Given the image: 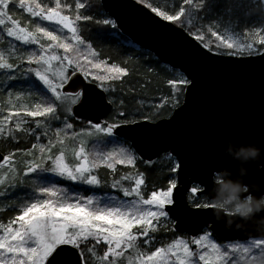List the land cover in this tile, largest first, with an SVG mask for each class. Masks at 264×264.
<instances>
[{
	"label": "snow or ice",
	"instance_id": "obj_1",
	"mask_svg": "<svg viewBox=\"0 0 264 264\" xmlns=\"http://www.w3.org/2000/svg\"><path fill=\"white\" fill-rule=\"evenodd\" d=\"M205 2L161 0L155 4L148 3L147 7L154 13V18L169 22L162 26L175 30V26L179 25L181 31L194 33L200 43L212 52L211 43H206L200 35L202 29L198 23V10ZM17 7L26 10L40 22L55 24L43 26L34 20L31 22L35 25L32 31L30 26H22L9 14ZM60 7L61 0H56L55 8L26 4L25 0H19L18 5L16 0H0V26H3L0 27V34L6 32L7 37L13 38L8 41L11 45V62L0 53V70H6L3 75L9 81L0 86L13 87L11 81L34 73L38 82L29 79L24 83L28 85L30 94L33 90L39 93V101L34 106L20 103L5 105L16 111L14 115H3L0 120V137H4L6 143L17 145L16 152L0 156V160L12 164L17 156H23L25 159L20 162L27 167L22 178H17L15 170L8 174L7 180L0 178V202L6 205L0 207V213H22L10 217L7 224L0 225L6 233L0 235V264H135L134 256L140 259V264H165L166 260L167 264H246L264 254V233L257 229L254 222L234 225L249 229L250 237L235 242L214 241L212 233L206 230L208 213L204 210L210 209V206L202 203L213 188L211 170L207 177L200 178V186L189 190L187 166L183 160L172 164L171 156L161 157L166 146L159 135L161 125L156 122L168 111L180 107L181 97L187 86L193 85V79L178 73L175 65L170 70L166 67L163 70L169 72L171 77L167 81V91L160 96L150 97L146 89L151 86V80L134 81L131 78L133 73L127 67L113 64L110 68L106 67L103 73L94 71L104 61L93 62L96 53L91 45H87V50L92 59L81 51L79 46L84 45L85 41L73 26L74 21L58 11ZM65 7L68 5L65 4ZM85 7L83 2L77 0L76 10ZM82 19L89 21L92 17L78 11L75 21ZM6 20L11 26L6 24ZM98 23L110 24L111 21L105 19ZM61 25L62 29L58 27ZM63 29L72 34L70 38L55 34ZM261 33L259 47L255 40L246 36L222 37L214 31L211 35L220 41L215 46L218 56L258 55L264 61V52L260 51L264 48V30ZM72 41L76 44L73 45ZM15 42H19V46ZM25 45H38L35 50L28 51L27 67L24 65ZM58 49L63 50L62 55L57 53ZM195 54L204 55L199 51ZM81 56H84L83 61ZM52 61L56 64L53 65ZM15 72H21V76L15 75ZM2 112L0 109V114ZM29 117L43 119L30 120ZM77 125L79 131L76 130ZM118 132L120 137L116 136ZM61 133L66 139L71 133L72 140L84 135L95 134L99 137L103 134L109 138L108 143H118L121 147L118 154L108 152L103 155L97 151L99 161L95 158L89 161L85 148L81 146L79 151H74L76 162L66 163L64 141L59 139ZM21 137L35 141L26 152L18 148ZM42 138L48 140L47 145L40 143ZM58 143L61 145L59 149ZM35 149H39V159L36 158ZM153 156L158 159L153 160ZM28 157L32 158L30 162H27ZM164 159L169 161L166 166L163 165ZM100 162H106V167L113 172L117 164L130 165L134 172H126L119 179L114 178L110 184L106 180L102 182L97 174H93V169ZM141 165L143 170L139 167ZM162 167H167L164 176L167 186L159 190L160 186L151 180V176L154 170ZM42 173H51L52 176ZM33 175L43 182L39 191L50 194L49 198H37L30 203H23L22 200L13 202V190L31 180ZM55 177L89 186L109 187L114 191L95 200L92 196L86 200L80 196L71 197L65 190L56 189L58 181ZM57 192H63L64 196L54 202L51 197ZM72 200L77 202L73 203ZM18 203L23 207L18 208ZM94 203L97 207L92 210ZM101 203L103 208L98 207ZM73 209L75 212L69 215ZM93 221H105V224H94ZM184 227L203 234L194 235L191 239L183 236L175 238L176 230ZM168 233L174 237L172 242L167 246H157L163 245V237ZM190 245L197 250L193 251Z\"/></svg>",
	"mask_w": 264,
	"mask_h": 264
},
{
	"label": "water",
	"instance_id": "obj_2",
	"mask_svg": "<svg viewBox=\"0 0 264 264\" xmlns=\"http://www.w3.org/2000/svg\"><path fill=\"white\" fill-rule=\"evenodd\" d=\"M101 4L120 32L134 44L152 52L164 65H175L176 70L193 79L180 107L156 122L161 125L159 135L166 146L161 155L169 153L177 163L183 160L189 190L193 185L200 186V178L207 177L209 170L212 177L217 168H228L235 174L237 162L225 156L228 141L235 145L254 144L264 150V61L260 56H218L216 52H209L178 25L175 30L162 26L169 22L154 18V13L137 0H101ZM197 51L204 55H196ZM116 136L121 134L118 132ZM4 155L0 150V156ZM261 164L264 161L246 165L247 183L264 187ZM204 211L208 213L207 228L218 239L228 242L250 237L249 229L234 226L240 221L227 228L215 221L211 209ZM176 231L191 237L201 234L187 227Z\"/></svg>",
	"mask_w": 264,
	"mask_h": 264
},
{
	"label": "trees",
	"instance_id": "obj_3",
	"mask_svg": "<svg viewBox=\"0 0 264 264\" xmlns=\"http://www.w3.org/2000/svg\"><path fill=\"white\" fill-rule=\"evenodd\" d=\"M145 5L148 3H159L161 0H137ZM26 4H40L41 7L47 6L50 8L56 7V0H25ZM77 0H61V7L58 11L62 12L63 14L69 16L72 21H74L75 27L78 29V33L82 36L85 43L84 45H80L81 51L88 56L89 59L92 57L88 54L87 45L92 46V51L96 53V58L94 59V63H100V61H104L101 64L100 70H94L97 72H104V69L110 68L113 64L117 66H124L127 67L129 70L132 71V79L135 80H151V86L146 89V94L148 96H160L165 91H167V81L170 79V73L165 72L163 69L166 67L170 70L171 68L162 64L159 59L155 57V55L147 50L142 48H136L132 45L128 44V38L122 35L115 26L110 24H103L98 23V21H103L107 17V14L104 12L101 0H80L83 2L86 7L83 10H76L75 4ZM18 5L19 0H16ZM65 4L68 7H65ZM78 11H83L85 14L90 15L92 17L89 21H84L83 19L80 21H75V15ZM198 23L201 26V33L200 35L203 37V40L208 43L210 42L213 51L216 52L215 46L216 44L220 43L216 36H212L211 32L218 33L223 30V26H232V24H237V28L240 32H237L234 36H249L250 32H252V25L259 24L261 26V30H264V4L262 0H259L255 3H251L250 1L246 0H206L204 6L201 10H198ZM10 15H13L18 21L22 23L23 26H26L27 22L32 27V30L35 29V25L31 24L32 21H37L38 23H42L43 26H48L50 23L47 21L40 22L38 18L35 17H26L24 15V10L19 9L18 7L12 10ZM9 21L6 20V24ZM53 24V23H51ZM54 25V24H53ZM3 27V26H0ZM61 28L60 26H58ZM62 29V28H61ZM55 34L58 35H67V37H71L72 34L68 33L63 29L62 32H57ZM2 36L5 33L0 34ZM193 35H195L193 33ZM200 41V40H199ZM73 45L76 44L75 41H72ZM2 42H0V53L2 51L1 48ZM204 45V44H203ZM27 47L25 50H33L34 48L29 45H25ZM58 54H63L62 49L57 50ZM80 59L83 61L84 56H81ZM12 60V59H11ZM9 59L8 61L11 62ZM19 63V61H17ZM35 67L36 65H32ZM155 70L151 71L150 70ZM102 70V71H101ZM6 70H0V85H6L9 81L4 82L7 80V76L3 75ZM177 71V70H176ZM178 72V71H177ZM17 76H21V72L14 73ZM25 74L23 78L17 81H11L14 86L13 87H5L0 86V109L3 110L2 114L9 113L14 115L16 109L12 107H5L8 104L6 102L5 96L8 93H12V95L16 93L23 92L27 89V84L24 83L25 80H33L37 81V78L33 74ZM23 90V91H22ZM32 95L29 97V102L37 103L39 100V93L35 92L34 90L31 92ZM11 95V96H12ZM183 101V96L181 97L180 104ZM174 110V109H173ZM173 110L168 111L165 113L161 118L168 117L172 114ZM0 114V115H2ZM79 126L77 125L78 129ZM109 138L105 137L103 139H99V146L98 149L101 151H107L112 146L118 143H108L107 141ZM31 146V142L27 141L26 138L21 137L20 143L18 145L19 149L23 151H28ZM0 149L7 153L8 150L17 151V145L15 143H6L3 139H0ZM168 154H163L161 157H165ZM172 157V156H171ZM158 159V158H157ZM156 159V160H157ZM175 160L172 157L171 163H174ZM169 161L167 159L163 160V165H168ZM141 170H143V166H139ZM27 167H21L17 178H22L24 173H26ZM132 169V168H131ZM130 166H125L122 164L116 165V171L113 172L111 169L106 167V164L100 165L94 174H97L99 178L104 182L105 180L110 184L112 180L119 179L120 176L124 175L126 172L132 171ZM167 174V167L158 168L153 171L151 180L158 186L159 188L164 189L167 186V180L164 179V176ZM31 175V174H30ZM41 175L51 177L50 173H42ZM56 181L58 179H55ZM35 181V182H33ZM61 186L68 188L71 192L78 193L84 197L92 196V195H99L105 196L107 193H111L114 190L109 187H95V186H83L75 182L70 181H62L57 182ZM127 185V181L124 182ZM43 186V182L36 180L35 176H32L31 180H28L24 184L18 185L14 190V198L15 201L22 200L23 203H28L30 200L34 198L37 194L40 187ZM2 202H0V207H4ZM18 208L23 207V204L18 203ZM19 212H7V213H0L1 220H8L10 217H14ZM175 238L187 237L191 239V237L178 233ZM214 238V237H213ZM174 237L171 233L166 234L163 237V245L167 246V244L172 241ZM215 239V238H214ZM216 241L224 242L219 239H215ZM191 247L195 248V246ZM196 249V248H195ZM135 260V264L137 263V257L133 258Z\"/></svg>",
	"mask_w": 264,
	"mask_h": 264
},
{
	"label": "clouds",
	"instance_id": "obj_4",
	"mask_svg": "<svg viewBox=\"0 0 264 264\" xmlns=\"http://www.w3.org/2000/svg\"><path fill=\"white\" fill-rule=\"evenodd\" d=\"M225 156L238 164L235 174L228 168L220 169L213 175V188L202 203L208 204L216 222L230 228L237 221L254 222L264 233V187L247 183V164L264 161V150L254 144L235 145L228 141ZM264 168V164L260 165ZM256 193H260L257 195ZM246 264H264V254Z\"/></svg>",
	"mask_w": 264,
	"mask_h": 264
},
{
	"label": "rangeland",
	"instance_id": "obj_5",
	"mask_svg": "<svg viewBox=\"0 0 264 264\" xmlns=\"http://www.w3.org/2000/svg\"><path fill=\"white\" fill-rule=\"evenodd\" d=\"M246 1H250L251 3H255V2L259 1V0H246ZM262 2H263V0H262ZM263 4H264V3H263ZM24 15H26V17H31V15H30L26 10H24ZM105 19L110 20L112 26L115 25V22H114L113 18H111V17H109V16L107 15V17H106ZM7 25H8V26H11V23L8 22ZM22 26H23V25H22ZM29 26H30V25H29L28 22H27L26 26H24V27L29 28ZM30 28H31V30H32V27H31V26H30ZM252 29H253V30H252V32H250V35H249V36H246V37H247L248 39H250V40H255V41L257 42V47H259L258 41H259V39L261 38V35H262V33H261V26H260L259 24H254V25H252ZM32 31H34V29H33ZM237 32H240V30L237 28V24H232V26H230V27H229V26H223V30H222L221 32H219L218 34H219L220 36H222V37H223V36L231 37V36L235 35ZM194 36L197 38L196 35H194ZM244 36H245V35H244ZM12 39H13V38H9V37L6 36V32H5V35L2 36V45H1L2 51H1V53L3 54L5 60H9V59L11 60V59H12V57L9 55V51H10V47H11V45L8 44V41H9V40H12ZM15 43H17V46H19V42H15ZM128 44H129V45H132V46H135V45H133V43L130 42V41L128 42ZM30 46H31V45H30ZM23 47H27V46H23ZM32 47L34 48L33 50H35L36 48H38V45H32ZM135 47H136V46H135ZM23 49L25 50V48H23ZM28 51H31V50H28V49H27V50L24 51V65H25V67L28 66V64H27V54H28ZM260 51L263 52V51H264V48H261ZM52 64L55 65L56 62H55V61H52ZM100 69H101V68H99V69H94V70H100ZM101 71H102V70H101ZM178 73H181V72L178 71ZM25 76H27V78H28V75H27V74H25ZM6 81H8V80H5L4 82H6ZM30 95H32V93L30 94V91H29L28 86H27V89H26L25 91H23V92L16 93V94H14V95H12V96H9V93L6 94L5 99H6V102H8V104L11 103L12 105H15L16 103H20V104H22V105L32 104V105L34 106V105H35L34 102L31 103V102H29V100H28L29 97H30ZM18 97H19V99H18ZM38 100H39V99H38ZM3 115H12V114H9V113L2 114V115H0V120L3 119ZM28 119H30V120H42L43 118H41V117H29ZM76 130L79 131L80 129L78 128V129H76ZM103 138H105V137L103 136V134H100L99 137H97V136L94 134V135H91V136L84 135V136H81V137H79V138H77V139H75V140H72V139H71V133H69V137H68L67 139L64 137L63 133H61L59 139L62 140V141H64L65 162H66V163H67V162H71L72 164H74V163L76 162V159H77V158L74 156V151H79V148H80L81 146H83V147L85 148V154L88 156L89 161H91V160L94 159V158L97 159V160L99 161V157L96 156L97 151H99V152H100L101 154H103V155H106L108 152H113L114 154H118V153H119V149H120V147H121L120 144H115L114 146H112V147H111L110 149H108L107 151H101L100 149L97 148V146H94L95 144H97V142H98L99 139H103ZM0 139H3V140H4V137H0ZM26 140H27V141H30V142H31V145H32L33 143H35V141H34L33 139H31V138H26ZM40 143L43 144V145H47V144H48V140H47L46 138H42L41 141H40ZM60 147H61V145L58 143V144H57V149H59ZM30 148H31V146H30ZM26 151H27V150H26ZM26 151H25V152H26ZM34 151L36 152V158L39 159V156H40L39 149H35ZM45 151H47V150H45ZM9 152H15V151H13V150H8L7 153H6V155H7ZM57 154H59V153L57 152ZM167 156H170V155H166L165 157H167ZM24 159H25V158H24L23 156H17V157L15 158V160L13 161L12 164H8L7 161H4V162L0 165V178H4V179L7 180V179L9 178L8 174H9L12 170H15V172H16V176H18L21 167H26V164H25V163H21V162H20V161H22V160H24ZM31 159H32L31 157H28V158H27V162H30ZM80 162L83 163L84 161H80ZM174 163L177 164L176 160H175ZM17 164L19 165L18 168L16 167ZM102 164H106V162H100V163H99V166L102 165ZM99 166H98V167H99ZM125 166H130V165H125ZM98 167H97V168H98ZM97 168L93 169V174H94V172L97 170ZM130 169H131V166H130ZM131 170H132V169H131ZM26 171H27V168H26ZM50 175L52 176L51 173H50ZM55 179H58L57 181H59V182H60V180H62V181H67V180H63V178H60V177H55ZM70 182H74V181H70ZM75 183H78V184H80V185L87 186V187L89 186V185L81 184V183H79V182H75ZM49 186H50V185H49ZM55 187H56V189H58V190H59V189H63V190H65V191L68 193V195L71 196V197L80 196V197L83 198L84 200H86V198H87V197H84V196H82V195H80V194H78V193L71 192L70 190H68V188H65L64 186H61V185L58 184V183H56ZM159 190H164V189L159 188ZM49 195H50V194H44V193H42V192H40V191L38 190V192H37V194L34 196V198H33L32 200H30L28 203H30V202H35V200H36L37 198H44V199H47V198H49ZM149 195H150V193H149ZM63 196H64V193H63V192H57V194H56L55 196H52L51 198H52V200L55 202L56 200H58V199H60V198H63ZM105 196H106V195H105ZM105 196L92 195V197H94V200H95V198H104ZM71 202L75 203V202H77V201H76V200H72ZM82 206H83V205H82ZM96 207H97V205L94 203L93 206H92V210H94ZM98 207L103 208V207H104L103 203L99 204ZM21 208H22V207H21ZM73 212H75V209H73V210H72L71 212H69L68 214L71 215V214H73ZM19 214H22V213H17L15 216H17V215H19ZM15 216H14V217H15ZM7 223H8V220H1V219H0V225H4V224H7ZM93 223H94V224L104 225V224H105V221H93ZM17 226H18V225H17ZM107 226L110 227V228L112 227V225H107ZM116 227L119 228L120 225L117 224ZM206 230H207L208 232H210V230H208V229H206ZM210 233H211V232H210ZM5 234H6V233H5V231L3 230V228L0 227V235H5ZM202 234H203V233H202ZM202 234H200V235H202ZM212 236H213V235H212ZM214 241H216V240L214 239ZM171 242H172V241H170L169 243H171ZM157 246H161V245H157ZM190 248H191L193 251H196V250H197V249L191 247V245H190ZM133 258H136V257L134 256ZM170 259L174 260L175 258H174V257H170ZM136 262H137L136 264H140V259L137 258ZM165 264H167V260H166ZM201 264H202V262H201Z\"/></svg>",
	"mask_w": 264,
	"mask_h": 264
}]
</instances>
